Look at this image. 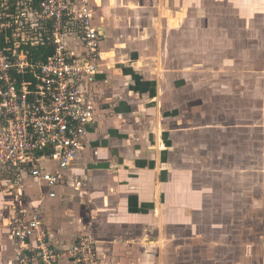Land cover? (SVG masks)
I'll return each mask as SVG.
<instances>
[{
	"label": "crops",
	"instance_id": "0c3cea01",
	"mask_svg": "<svg viewBox=\"0 0 264 264\" xmlns=\"http://www.w3.org/2000/svg\"><path fill=\"white\" fill-rule=\"evenodd\" d=\"M190 2L92 0L94 22L105 40L104 61L92 86L97 108L87 147L52 199L40 201L44 185L0 167V264L13 254L12 232L27 220V209L40 203L49 245L61 251L77 237L90 235L100 264H178L173 250L186 252L190 243L204 238L194 231L192 241L178 235L193 222L184 218L190 216L183 209L180 182L192 174L184 165L189 162L184 150L190 133L198 139L195 135L204 129L201 122L194 126L188 120L189 74L205 63L197 58L195 64L187 56L183 21ZM213 52L214 74L220 75L225 60L219 48ZM71 53L76 61L85 55L79 44ZM199 158L204 164L209 160L208 155ZM23 182L29 184L24 193ZM12 190L20 196L13 197ZM58 264L74 263L63 258Z\"/></svg>",
	"mask_w": 264,
	"mask_h": 264
},
{
	"label": "rangeland",
	"instance_id": "374dc122",
	"mask_svg": "<svg viewBox=\"0 0 264 264\" xmlns=\"http://www.w3.org/2000/svg\"><path fill=\"white\" fill-rule=\"evenodd\" d=\"M192 2L187 6L188 18L183 21L187 30L184 42L190 49L188 59L196 64V59L201 58L205 63L196 68V74H189L186 93L192 115L188 120L194 126L201 122L200 129H204L195 135L199 137L193 139L196 141L190 133V143L184 150L189 158L184 165L192 171L180 182L184 189L182 196L186 198L183 209L190 216L184 218L187 223L193 222L191 228L179 229L178 232H183L178 235L180 240L188 235L192 241L194 231L204 238L198 244L190 243L186 252L176 248L173 251L177 253L178 264L184 259L188 261L186 264H261L264 260V0ZM215 48L221 50L220 57L223 55L225 60L220 75L214 74ZM213 125L219 128L210 129ZM207 155L209 160L201 163L199 157ZM23 184L24 193L29 184ZM14 196L20 193L15 190ZM27 199L31 200L29 196ZM178 213L183 215L184 211ZM217 243L220 246L214 248Z\"/></svg>",
	"mask_w": 264,
	"mask_h": 264
},
{
	"label": "built area",
	"instance_id": "2783aa9c",
	"mask_svg": "<svg viewBox=\"0 0 264 264\" xmlns=\"http://www.w3.org/2000/svg\"><path fill=\"white\" fill-rule=\"evenodd\" d=\"M94 18L92 0H0V167L44 185L40 201L56 197L95 124L105 35ZM12 235L4 264H100L90 235L61 251L49 245L41 203Z\"/></svg>",
	"mask_w": 264,
	"mask_h": 264
}]
</instances>
